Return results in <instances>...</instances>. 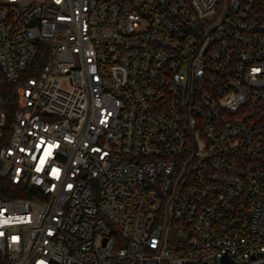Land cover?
<instances>
[{"label":"built area","instance_id":"built-area-1","mask_svg":"<svg viewBox=\"0 0 264 264\" xmlns=\"http://www.w3.org/2000/svg\"><path fill=\"white\" fill-rule=\"evenodd\" d=\"M0 78V264H264V0H0Z\"/></svg>","mask_w":264,"mask_h":264},{"label":"trees","instance_id":"trees-1","mask_svg":"<svg viewBox=\"0 0 264 264\" xmlns=\"http://www.w3.org/2000/svg\"><path fill=\"white\" fill-rule=\"evenodd\" d=\"M0 97L2 108L6 114L5 135L8 134L10 122L17 108V84L0 78ZM32 190H26L24 186L11 183L7 178H0V198L29 197Z\"/></svg>","mask_w":264,"mask_h":264},{"label":"snow or ice","instance_id":"snow-or-ice-1","mask_svg":"<svg viewBox=\"0 0 264 264\" xmlns=\"http://www.w3.org/2000/svg\"><path fill=\"white\" fill-rule=\"evenodd\" d=\"M52 147H54L53 145H49V148H48V150H47V153H46V155L45 156H42L41 158H40V164H39V167L37 168V171H39L43 166H44V164H45V162H46V158H47V156H50L51 155V148ZM52 175H55V176H58L59 175V169H53L52 170ZM15 239V238H14Z\"/></svg>","mask_w":264,"mask_h":264},{"label":"water","instance_id":"water-1","mask_svg":"<svg viewBox=\"0 0 264 264\" xmlns=\"http://www.w3.org/2000/svg\"><path fill=\"white\" fill-rule=\"evenodd\" d=\"M94 182H95V185H96V187H97V189H98V184H97L96 180H94ZM96 199H97V200L99 199V196H98V195H97Z\"/></svg>","mask_w":264,"mask_h":264}]
</instances>
